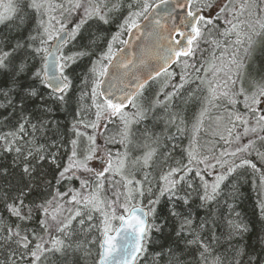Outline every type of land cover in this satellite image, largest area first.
Here are the masks:
<instances>
[{
    "label": "snow or ice",
    "instance_id": "1",
    "mask_svg": "<svg viewBox=\"0 0 264 264\" xmlns=\"http://www.w3.org/2000/svg\"><path fill=\"white\" fill-rule=\"evenodd\" d=\"M17 20L26 35L0 36V154L21 168L0 193V264H264V251L232 243L249 231L237 220L219 251L214 208L238 169L259 173L264 189L248 158L264 161V75L246 71L264 52V0H0V23ZM142 21L155 45L128 55L123 37ZM192 84L190 97L204 94L185 162L162 135L184 134L169 109ZM73 93V135L49 143L46 117ZM149 119L163 133L141 128Z\"/></svg>",
    "mask_w": 264,
    "mask_h": 264
},
{
    "label": "trees",
    "instance_id": "2",
    "mask_svg": "<svg viewBox=\"0 0 264 264\" xmlns=\"http://www.w3.org/2000/svg\"><path fill=\"white\" fill-rule=\"evenodd\" d=\"M158 2V0H156ZM31 23V22H30ZM19 21L0 23V36H16V35H26V29L29 25L25 26L24 31L18 32ZM115 31L116 27L113 25L110 29ZM124 38V37H123ZM82 42V41H81ZM121 46V45H120ZM87 63V61H85ZM246 64L249 65L246 71L250 76L258 77L259 75H264V52L257 51L254 53L251 59L246 60ZM176 71H179L176 69ZM179 76L177 75L174 79V83L178 84ZM247 84V81L245 82ZM196 88L195 84L185 85L184 89H181L179 94L172 98L170 111L175 112L184 120L185 132L184 134H177L175 127L168 129V135H172L173 139L168 140L162 135V142L171 147L173 144L176 145L174 151V157L177 159H184L186 162V156L182 152V149L188 146L190 139L192 138V125L195 122V117L200 111L201 102L197 97H201L204 93L197 91L195 97H190L189 93H192ZM159 90V84L153 83L151 88L146 92L149 98H153L155 92ZM168 88L166 91H171ZM75 93L69 99L67 105L60 106L53 104L52 112L48 114L46 120L49 122L50 130L47 132L49 143L51 141H56L57 145L67 143V141L72 137L71 124L76 114L77 100L75 98ZM161 99L163 97L161 96ZM158 115L163 114L162 110H158ZM149 127L156 133H163L164 125L161 122L159 126H154L151 119L145 121L141 128ZM6 130V129H3ZM210 137L201 133L198 137V142L201 146H211L209 143ZM247 138H244L241 143H246ZM70 147V146H69ZM222 147H225L222 142L217 144L216 151H220ZM257 147L260 151H264L259 143ZM52 151H56L53 147ZM67 148L61 147L60 152L66 153ZM249 159H252L256 163L257 168H260L264 172V161H261L256 157L255 152L252 153ZM67 161V156L64 155L63 162ZM0 169H7L8 175L0 176V193L6 190L10 185L15 184L20 179L21 168L15 166L13 163L12 154H0ZM55 173L49 169L48 178L52 179ZM259 173L254 172L251 168L245 167L238 169L236 173L229 177V179L222 185L223 193L220 197V202L214 205L215 211L217 213V223L219 228L216 229L217 235H221V241L223 247L219 249L220 252H225L227 249V233L228 228L226 221L229 219L237 220L248 226L249 231L244 234L243 239L235 238L232 243L234 245H244L246 251L249 255H261L264 251V215L261 214L260 202L264 200V189L260 186ZM208 180H212L214 177H206ZM35 195V193H34ZM198 203V202H197ZM231 205V208H229ZM2 208V205H0ZM194 210L203 217L205 215V209L196 207L194 205ZM239 214L237 217L236 214ZM6 216L7 213H4ZM146 264H151V258L146 262Z\"/></svg>",
    "mask_w": 264,
    "mask_h": 264
},
{
    "label": "water",
    "instance_id": "3",
    "mask_svg": "<svg viewBox=\"0 0 264 264\" xmlns=\"http://www.w3.org/2000/svg\"><path fill=\"white\" fill-rule=\"evenodd\" d=\"M158 3V2H157ZM164 6H161V8H163ZM177 15H182V10H177ZM172 21H169V24H171ZM176 23H179V20L176 21ZM148 25L149 22L148 21H142V25H141V32H135L134 34L129 36V35H125L124 39L129 40V45L124 46L122 45L121 47H123L125 49V53L128 55H131L132 53L136 54V57L140 56V52H141V47H146V48H153L155 45V38L154 37H149L146 33H147V29H148Z\"/></svg>",
    "mask_w": 264,
    "mask_h": 264
}]
</instances>
